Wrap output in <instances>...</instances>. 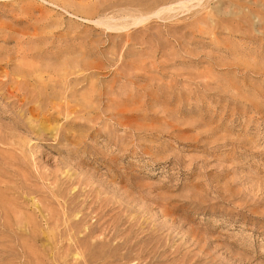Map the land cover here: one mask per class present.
<instances>
[{
    "label": "rangeland",
    "instance_id": "obj_1",
    "mask_svg": "<svg viewBox=\"0 0 264 264\" xmlns=\"http://www.w3.org/2000/svg\"><path fill=\"white\" fill-rule=\"evenodd\" d=\"M0 264H264V0H0Z\"/></svg>",
    "mask_w": 264,
    "mask_h": 264
},
{
    "label": "bare ground",
    "instance_id": "obj_2",
    "mask_svg": "<svg viewBox=\"0 0 264 264\" xmlns=\"http://www.w3.org/2000/svg\"><path fill=\"white\" fill-rule=\"evenodd\" d=\"M166 8H167V7H166ZM165 10H166V9H165ZM159 13H160V11H159ZM155 14H156V13H155ZM136 20H137V19H136ZM135 22H136V21H135ZM135 22H134V23H135ZM104 24H105V23H104ZM116 26H117V25H116ZM112 27H113V26H112ZM126 27H127V26H126ZM119 28H120V27H119Z\"/></svg>",
    "mask_w": 264,
    "mask_h": 264
}]
</instances>
